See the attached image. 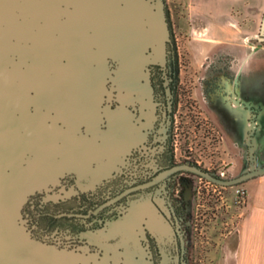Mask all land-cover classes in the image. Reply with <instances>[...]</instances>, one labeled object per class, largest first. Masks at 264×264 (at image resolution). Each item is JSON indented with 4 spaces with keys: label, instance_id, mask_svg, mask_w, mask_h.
Instances as JSON below:
<instances>
[{
    "label": "water",
    "instance_id": "obj_1",
    "mask_svg": "<svg viewBox=\"0 0 264 264\" xmlns=\"http://www.w3.org/2000/svg\"><path fill=\"white\" fill-rule=\"evenodd\" d=\"M263 33L264 13L259 38ZM171 45L164 0H0V264H45L61 252L89 258L91 264H153L147 234L160 251L156 264H183L179 223L160 190L155 200L140 193L87 235L102 236L108 249L89 239L71 245L40 237L23 213L33 194L56 200V187L74 172L57 168L50 152L56 143L51 130L64 129V119L93 112L101 132L107 128L106 116L116 112L124 113L137 132L142 118L147 124L158 119L152 75L174 58ZM170 81L164 76L167 98ZM247 109L243 172L223 179L195 165L182 167L219 186L263 174L251 141L255 112ZM160 123L164 132V111ZM75 130L87 136L83 123H76ZM140 203L157 223L155 231L147 224L149 214L142 213L132 238L107 235L109 226L125 220Z\"/></svg>",
    "mask_w": 264,
    "mask_h": 264
},
{
    "label": "rangeland",
    "instance_id": "obj_2",
    "mask_svg": "<svg viewBox=\"0 0 264 264\" xmlns=\"http://www.w3.org/2000/svg\"><path fill=\"white\" fill-rule=\"evenodd\" d=\"M164 2L171 27L170 38L174 47L176 91L178 93L177 104L173 111V132L175 136L172 142V154L174 160H184V157L190 156L205 171H222L224 172L223 179L234 177L246 169L245 154L239 156L237 149L231 145L226 147L228 155L222 152L219 147V131L209 120L203 118L201 106L205 114L213 113V116L216 117V113L199 100L202 77L207 76L221 83L219 76L216 75V70L221 68L215 69L218 66L213 64L206 68L205 63L207 60L217 58L218 62H227L228 64L221 67L223 68V76L228 77L229 73H234L233 66L229 63V60L233 58L228 54H213L204 57L205 50L189 52L188 39L198 41V37H202V35L192 32L188 34L187 32V0H164ZM227 6L233 8L231 18L237 21L239 28H243V33H239L238 36H243L256 44L253 48L247 49L245 53L247 55L246 80H244L240 93L247 94L246 100L251 102L254 108L264 106V47L259 45L262 41L257 39L264 13V0H223L222 8ZM229 27L231 32L235 30L233 24H229ZM226 47L227 45H220L219 48L225 50ZM166 69L164 70L165 76L167 75ZM159 79L161 80L162 77ZM246 118L248 131L250 127L249 114ZM233 130L235 129L226 128L224 130L226 139L230 140L235 137ZM257 149L264 154V144L257 146ZM121 162L106 174V178L110 177L113 171L120 169ZM183 175L185 179L193 181L188 185L182 182L176 185L177 194L181 198L183 197L182 201L189 203L187 209L180 208L182 215L180 229L183 231L181 237L185 263L215 264L220 255L223 237L235 228L242 212L247 207L246 187H249L251 182L246 184V181H243L232 186H219L194 175ZM258 177L260 175L253 177V179ZM101 178L99 176L95 177L93 182L95 183ZM110 186L112 187V182L109 184V188H111ZM238 187L244 190L242 197L235 195V189ZM184 191H186V194ZM187 193L190 194V197L187 196ZM74 198L75 195H69L63 199L62 204H59L57 201L40 198V194H33L26 201L23 213L29 225L34 227L37 235L42 234V231H40L42 228L47 229L49 232L54 226L62 224L63 226L58 232L52 231L47 237L50 240L62 239L69 243L72 242L70 241L72 233L69 229L72 223L78 222L81 225L90 226L99 218L100 214L107 210L103 207L100 210H91L88 213H75L71 209L74 206ZM142 213L149 214L147 224L150 230L155 231L157 223L151 217L147 205L140 203L133 208L125 220L109 226L107 235H119L121 239L132 238V228L138 216ZM43 235L46 236V234ZM88 237L103 243V237L100 235ZM105 247L107 248L106 245Z\"/></svg>",
    "mask_w": 264,
    "mask_h": 264
},
{
    "label": "flooded vegetation",
    "instance_id": "obj_3",
    "mask_svg": "<svg viewBox=\"0 0 264 264\" xmlns=\"http://www.w3.org/2000/svg\"><path fill=\"white\" fill-rule=\"evenodd\" d=\"M210 62L214 66H218L215 67V69L221 68V72L219 69L216 70V75L219 76L220 84L225 88L228 85V81L227 76H223L222 67L228 63L223 61L218 62L217 58L210 59ZM231 66L229 67L231 68ZM207 67L206 65V68ZM226 68L225 70H227ZM165 69L167 73L166 76L171 77L169 83L171 93L169 98H167L168 94L164 92L163 85ZM175 76L174 58L167 62L164 69H156L153 73L152 80L156 91L154 95L156 100L160 102V107L156 111L158 119L151 124H147L142 118L140 121L141 123L137 125L139 126V132L128 124L126 116L122 112L108 114L106 116L107 128L103 132L98 131L95 127L96 116L92 112L91 120L93 128L88 130L85 126L87 132L86 137L76 134L77 138L81 139V142L75 149L72 162L66 167L74 172L64 176L62 179L63 187H56L55 192L57 199L54 201L62 204L63 199L73 194L75 195V202L71 209H73L75 213H88L91 210H100L103 207L107 210L100 214L99 218L90 226H84L78 222L72 223L69 228L72 233V238H70L72 242H69L71 245H84L87 244V240L89 239L100 247L107 249L99 240L87 237V235L102 228L105 222L109 221L111 218H115L119 210L123 206H126L128 201L135 199L140 193L149 194L152 199L155 200L159 198L160 190L162 192L161 196L164 197L168 205L172 208L180 224L179 227H181L182 215L180 213V208L187 209L189 203L182 201L183 197L181 198L177 194L178 190L176 189V185L181 182L185 185L193 182L185 179L183 174L194 175L197 178L208 180L182 167L183 165H195L205 171V169L197 165L196 161L191 159L190 156L184 157V160L175 161L172 154V142L175 136L173 132V111L177 104L176 98L178 97ZM160 77H162L161 80L159 79ZM201 83L203 84L204 82L201 81ZM204 84V89H201L199 93V100L202 104L210 105L214 103L216 97H221L223 101L228 104H238L227 101L226 93H219L214 84L210 82H205ZM206 95H210V100L206 99ZM235 96L236 100L240 101L237 98L236 90ZM167 99L170 101L169 108L166 107ZM243 105L244 106L241 107L249 114V110L247 109L248 104L243 103ZM163 111L168 117V123L164 132L161 130L160 123L163 118ZM127 147L128 149L126 151ZM119 162H121L120 169L118 171H113L112 175L106 178V174H108L114 166L118 165ZM207 172L219 178L224 177V172L222 171ZM98 176L102 178L94 183L93 179ZM111 182L112 187L110 186L111 188H109ZM185 192L186 191H184V193ZM187 194V196L190 197V194ZM40 198H43V194H40ZM59 214H61V212H59ZM62 226V224L56 225L49 232L47 229L42 228L40 230L42 234L39 236L44 237L45 235L43 234L48 236L52 231L58 232ZM31 231L35 233L34 228H31ZM180 231L181 233L183 232L182 229H180ZM147 235L154 261L153 264H156L157 258H160V251L153 238L149 234ZM60 241L66 242L62 239H60ZM182 257L184 261L183 264H186L183 243Z\"/></svg>",
    "mask_w": 264,
    "mask_h": 264
},
{
    "label": "crops",
    "instance_id": "obj_4",
    "mask_svg": "<svg viewBox=\"0 0 264 264\" xmlns=\"http://www.w3.org/2000/svg\"><path fill=\"white\" fill-rule=\"evenodd\" d=\"M222 2L223 0H187V32L202 35L198 37V41L188 39L187 47L189 52L205 50L204 57L213 54L232 56L233 72L237 74V98L252 107L255 112V129L251 141L255 165L260 166L264 164V154L257 149V146L264 144V106L254 108L252 103L246 100L247 94L240 93L244 80H246L247 55L245 53L247 49L253 48L256 44L243 36H238L239 33H243V28H239L237 21L231 18L233 8L228 6L222 8ZM229 24L235 26L233 32ZM257 39L262 41L259 45L264 47V33L261 38L258 34ZM220 45H227V47L222 50L219 48ZM206 106L215 111L216 117L218 116L216 118L213 113L205 114L201 106L203 118L209 120L219 131V147L222 152L228 155L226 147L231 145L237 149L239 156L245 154L246 158L244 136L247 132V111L241 105L224 102L221 97H216L214 103ZM226 128L235 129L233 139H226L224 132ZM245 181L246 184L251 182L249 187H246L247 207L242 212L235 228L223 237L220 255L215 264H264V173L257 179L252 177Z\"/></svg>",
    "mask_w": 264,
    "mask_h": 264
},
{
    "label": "bare ground",
    "instance_id": "obj_5",
    "mask_svg": "<svg viewBox=\"0 0 264 264\" xmlns=\"http://www.w3.org/2000/svg\"><path fill=\"white\" fill-rule=\"evenodd\" d=\"M91 115L92 112L84 116H72L71 118L64 119L67 123L64 129L51 130L54 134L53 136L56 143L50 147V152L52 153L51 156L55 158L57 168H66L67 165L72 162L75 149L81 142V139H78L76 136L75 124L81 122L88 130H91V128H93ZM44 255L48 256L50 253L44 251ZM45 264H91V261L89 258H75L61 252L56 255L54 260L46 262Z\"/></svg>",
    "mask_w": 264,
    "mask_h": 264
},
{
    "label": "built area",
    "instance_id": "obj_6",
    "mask_svg": "<svg viewBox=\"0 0 264 264\" xmlns=\"http://www.w3.org/2000/svg\"><path fill=\"white\" fill-rule=\"evenodd\" d=\"M229 63H231L232 65L234 64V60L230 59ZM211 64L210 60H207V62L205 63V65L209 66ZM204 83L205 82H210L212 84L215 85V87L217 88L219 93H226V99L227 101L231 102V103H235L236 100V96H235V90H236V86H237V74L234 73H229L228 77H227V81H228V85L223 88L222 85L220 83H218L217 80L214 79H210V77L204 76L201 79ZM202 84V89H204L205 84ZM207 100H210V95H206L205 96ZM244 194V190L240 187L235 189V195L238 197H242V195Z\"/></svg>",
    "mask_w": 264,
    "mask_h": 264
},
{
    "label": "trees",
    "instance_id": "obj_7",
    "mask_svg": "<svg viewBox=\"0 0 264 264\" xmlns=\"http://www.w3.org/2000/svg\"><path fill=\"white\" fill-rule=\"evenodd\" d=\"M165 10H166V15H167V20H168L169 29L171 30L170 23H169V19H168V11H167L166 5H165ZM172 45H173V43H172ZM172 49H173V51H174V47H172Z\"/></svg>",
    "mask_w": 264,
    "mask_h": 264
}]
</instances>
